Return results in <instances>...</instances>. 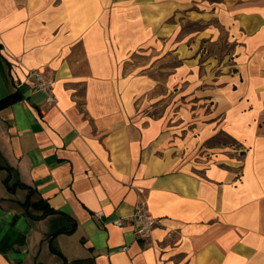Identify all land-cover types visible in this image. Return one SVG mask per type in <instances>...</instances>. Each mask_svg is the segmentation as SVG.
I'll list each match as a JSON object with an SVG mask.
<instances>
[{"label":"crops","instance_id":"crops-1","mask_svg":"<svg viewBox=\"0 0 264 264\" xmlns=\"http://www.w3.org/2000/svg\"><path fill=\"white\" fill-rule=\"evenodd\" d=\"M0 264H264V0H0Z\"/></svg>","mask_w":264,"mask_h":264},{"label":"built area","instance_id":"built-area-1","mask_svg":"<svg viewBox=\"0 0 264 264\" xmlns=\"http://www.w3.org/2000/svg\"><path fill=\"white\" fill-rule=\"evenodd\" d=\"M24 83L28 84L29 88L33 91H43L49 95V102L55 101L53 94V80L47 76L43 71L38 69L29 70L26 74V78L22 82H18L17 86H21ZM102 212L96 214V217L100 219ZM131 219L135 225V234L142 241H149L152 238V232L157 224V219L151 214L148 208V204L145 200L140 201L135 206V211L131 216ZM114 223L121 227L123 226V219L118 218Z\"/></svg>","mask_w":264,"mask_h":264},{"label":"rangeland","instance_id":"rangeland-1","mask_svg":"<svg viewBox=\"0 0 264 264\" xmlns=\"http://www.w3.org/2000/svg\"><path fill=\"white\" fill-rule=\"evenodd\" d=\"M196 15L197 14L190 15L186 12V10H179L175 14V17L177 19L175 22L177 23V31H176V33L178 34V38H177L178 40H176L177 42H179L181 39L182 41H186L184 39L189 34L196 33L197 31H200L202 29H205V27H208L207 25L209 24L203 25L200 21H197L195 19ZM173 21H175V18H173ZM212 23H214V21H212L210 25H214ZM214 38L215 39L217 38V41L210 42L207 44L206 42H204L203 44L205 46L204 53L206 54V56L223 59L225 55H228L232 46L228 43L224 35L220 36L218 33L217 35H215ZM172 59H171L172 64H176L177 60H175L173 57ZM198 59L201 60V56Z\"/></svg>","mask_w":264,"mask_h":264},{"label":"trees","instance_id":"trees-1","mask_svg":"<svg viewBox=\"0 0 264 264\" xmlns=\"http://www.w3.org/2000/svg\"><path fill=\"white\" fill-rule=\"evenodd\" d=\"M32 197L33 195L31 194L27 201V207H31L33 210L41 213L40 215H33L34 217H43L48 213H53V210L48 206V203L44 199L38 198L36 200H33Z\"/></svg>","mask_w":264,"mask_h":264}]
</instances>
